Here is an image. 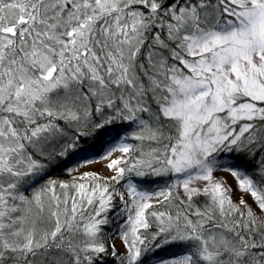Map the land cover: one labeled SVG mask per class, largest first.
Returning a JSON list of instances; mask_svg holds the SVG:
<instances>
[{"label": "snow or ice", "instance_id": "1", "mask_svg": "<svg viewBox=\"0 0 264 264\" xmlns=\"http://www.w3.org/2000/svg\"><path fill=\"white\" fill-rule=\"evenodd\" d=\"M0 264H264V0H0Z\"/></svg>", "mask_w": 264, "mask_h": 264}]
</instances>
